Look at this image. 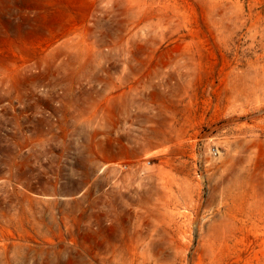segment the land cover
Masks as SVG:
<instances>
[{
    "label": "rangeland",
    "instance_id": "obj_1",
    "mask_svg": "<svg viewBox=\"0 0 264 264\" xmlns=\"http://www.w3.org/2000/svg\"><path fill=\"white\" fill-rule=\"evenodd\" d=\"M0 264H264V0H0Z\"/></svg>",
    "mask_w": 264,
    "mask_h": 264
}]
</instances>
